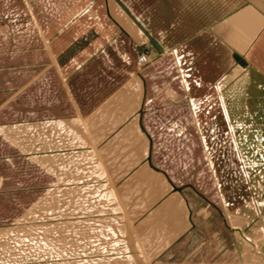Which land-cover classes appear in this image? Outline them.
Masks as SVG:
<instances>
[{"label":"rangeland","instance_id":"rangeland-1","mask_svg":"<svg viewBox=\"0 0 264 264\" xmlns=\"http://www.w3.org/2000/svg\"><path fill=\"white\" fill-rule=\"evenodd\" d=\"M15 1L0 3V23L3 33L8 26L23 33L14 39L7 30L11 39L0 36V49L31 44L32 52L15 59L29 70L0 69V264H264V120L226 119L214 101L206 118L184 112L183 103L179 118L162 111L168 75L175 74L174 95H182L184 72L176 67L159 72L146 93L128 81L131 95L111 105L121 129L97 115L88 121L89 137L60 72L49 64L44 71L49 55L40 52L27 8ZM31 1L33 13L48 3L60 14L70 0ZM94 36L79 44L129 47ZM6 57L0 54V67ZM28 78L35 80L17 92Z\"/></svg>","mask_w":264,"mask_h":264},{"label":"crops","instance_id":"crops-1","mask_svg":"<svg viewBox=\"0 0 264 264\" xmlns=\"http://www.w3.org/2000/svg\"><path fill=\"white\" fill-rule=\"evenodd\" d=\"M19 1L27 8L32 28L37 31L35 37L40 42V52L49 55L50 62L43 64L44 71L51 65L60 72L59 85L67 88L78 121L86 120L83 126L89 137L94 138V134L88 121L97 115L109 120L107 128L120 126L121 129L120 113L113 109L116 105H111L121 103L127 94L131 95V90H124L128 81L134 83L133 89L137 91L139 85L146 93L160 81L159 72L171 73L176 67L184 72L179 79L182 95L179 98L174 95L178 91L173 80L175 74L168 75L164 82L168 100L162 111L175 118L184 112L195 118H206L203 111H206L207 103L214 101L226 119L264 120V0H70L69 4L60 6H63L60 14L53 13L57 6L48 3L43 4L41 14L33 13L32 1ZM11 2L12 5L16 3L15 0L0 3L6 6ZM11 28L8 26L7 30L14 39L22 35L19 28L9 32ZM7 30L3 33L0 23V36L9 40L11 36ZM93 36L105 40L120 38L123 43L128 40L129 47L125 44L112 49L104 45L97 49L99 46H91V41L79 44ZM31 46L12 44L0 49V54L7 56L0 69L29 70V63L28 66L25 63L15 65V59L31 55ZM133 48L146 52L149 59L150 55L156 56L144 64L142 72L131 69L137 66ZM109 55L119 58L111 62ZM168 58L174 63L166 65ZM127 63L131 67L127 68ZM62 71L65 79H62ZM114 72L125 77L114 80ZM75 77L79 80L78 87L72 84ZM151 77L156 78L148 81ZM34 80L22 81L16 91L24 90ZM101 81L105 84L102 94L97 98L90 97L94 89L101 88ZM136 91L132 99L137 103ZM85 102H91V105L85 107ZM179 103L186 104L184 109L182 107L184 112ZM4 104L0 102V108ZM151 109L152 116L159 118L155 112L160 109L153 106ZM132 112L135 110L128 113L130 117H133ZM96 145L100 150L101 146Z\"/></svg>","mask_w":264,"mask_h":264},{"label":"built area","instance_id":"built-area-1","mask_svg":"<svg viewBox=\"0 0 264 264\" xmlns=\"http://www.w3.org/2000/svg\"><path fill=\"white\" fill-rule=\"evenodd\" d=\"M149 62V57L144 51H137L136 53V65L141 66Z\"/></svg>","mask_w":264,"mask_h":264},{"label":"trees","instance_id":"trees-1","mask_svg":"<svg viewBox=\"0 0 264 264\" xmlns=\"http://www.w3.org/2000/svg\"><path fill=\"white\" fill-rule=\"evenodd\" d=\"M41 255V254H40Z\"/></svg>","mask_w":264,"mask_h":264}]
</instances>
